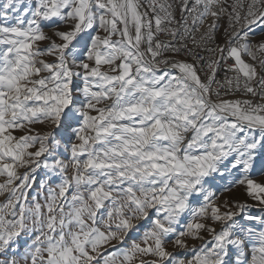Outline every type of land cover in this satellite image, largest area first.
Masks as SVG:
<instances>
[{"label": "snow or ice", "instance_id": "1", "mask_svg": "<svg viewBox=\"0 0 264 264\" xmlns=\"http://www.w3.org/2000/svg\"><path fill=\"white\" fill-rule=\"evenodd\" d=\"M0 264H264V0H0Z\"/></svg>", "mask_w": 264, "mask_h": 264}, {"label": "rangeland", "instance_id": "2", "mask_svg": "<svg viewBox=\"0 0 264 264\" xmlns=\"http://www.w3.org/2000/svg\"><path fill=\"white\" fill-rule=\"evenodd\" d=\"M221 23H222V21H221ZM256 178L259 179V176H257ZM232 195H233L235 198H237V199H239V200H241V201H246V200H247L249 203H251V201H250L249 198L244 194V192H243L242 189H240V190H234L233 193H232ZM257 214H258V213H257ZM195 243L199 244V241H197V242H195Z\"/></svg>", "mask_w": 264, "mask_h": 264}, {"label": "built area", "instance_id": "3", "mask_svg": "<svg viewBox=\"0 0 264 264\" xmlns=\"http://www.w3.org/2000/svg\"><path fill=\"white\" fill-rule=\"evenodd\" d=\"M222 25H226V22L225 21H222ZM259 37H257V39H258Z\"/></svg>", "mask_w": 264, "mask_h": 264}]
</instances>
